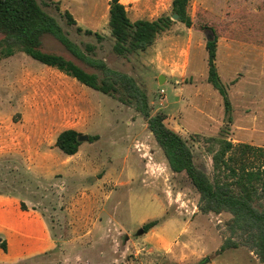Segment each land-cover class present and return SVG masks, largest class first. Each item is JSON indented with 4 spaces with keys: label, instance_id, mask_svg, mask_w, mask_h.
Returning <instances> with one entry per match:
<instances>
[{
    "label": "rangeland",
    "instance_id": "obj_1",
    "mask_svg": "<svg viewBox=\"0 0 264 264\" xmlns=\"http://www.w3.org/2000/svg\"><path fill=\"white\" fill-rule=\"evenodd\" d=\"M38 2L74 42L94 44L96 57L135 78L152 114L164 113L211 177L212 138L264 147V0H188L190 27L172 17L173 0H121L133 21L173 20L153 45L128 56L113 50L110 0ZM210 36L229 112L208 80ZM43 50L100 74L51 35ZM67 128L95 138L67 155L56 146ZM0 197L9 198V216L21 223L18 231L0 226L7 245L0 264H264L248 246L219 251L232 215L200 211L196 188L186 173L171 170L134 105L22 51L0 59Z\"/></svg>",
    "mask_w": 264,
    "mask_h": 264
},
{
    "label": "trees",
    "instance_id": "obj_2",
    "mask_svg": "<svg viewBox=\"0 0 264 264\" xmlns=\"http://www.w3.org/2000/svg\"><path fill=\"white\" fill-rule=\"evenodd\" d=\"M188 0H173V14L187 26L192 25L186 12ZM69 23L76 21L66 11ZM173 20L162 15L155 20L133 21L121 0H110L109 26L114 38L113 50L118 55L128 56L153 45L157 36L169 29ZM78 31L102 36L91 29ZM0 59L22 51L43 64L55 67L76 78L79 82L104 94L117 97L121 102L132 104L147 120L148 127L162 148L173 172H184L200 195L199 209L204 213L229 212L227 221L230 236L224 240L219 251L228 248L248 246L264 262V147L249 143L235 144L227 138H212L209 145L213 158V176L200 168L187 141L165 123L162 112L152 114L147 92L130 74L113 69L104 59L95 55L96 46L87 43L82 48L74 42L58 20L44 10L38 0H0ZM53 36L75 58L98 70L85 69L62 54L43 50L44 37ZM209 82L220 92L225 109L231 110V101L226 86L222 83L215 59L217 54L216 36L207 41ZM84 134L73 128L61 131L56 146L67 155H74L84 139ZM95 137L89 136L93 141ZM159 220L143 225V232L156 226ZM7 250L5 241L0 243Z\"/></svg>",
    "mask_w": 264,
    "mask_h": 264
},
{
    "label": "crops",
    "instance_id": "obj_3",
    "mask_svg": "<svg viewBox=\"0 0 264 264\" xmlns=\"http://www.w3.org/2000/svg\"><path fill=\"white\" fill-rule=\"evenodd\" d=\"M9 198H4V197H0V214L4 217L1 218L0 216V226H7L9 227L10 229H13V230H16L18 231L19 228L21 227V223H19L18 221L16 220H11V216H9V212L7 210V201H8ZM5 201V202H4ZM10 217V218H9ZM38 221L40 223H42V219H38ZM154 228V227H153ZM156 229H152L151 230V233L152 232H155ZM150 231V230H149ZM151 233H149L148 235H150ZM46 239V237H45Z\"/></svg>",
    "mask_w": 264,
    "mask_h": 264
},
{
    "label": "water",
    "instance_id": "obj_4",
    "mask_svg": "<svg viewBox=\"0 0 264 264\" xmlns=\"http://www.w3.org/2000/svg\"><path fill=\"white\" fill-rule=\"evenodd\" d=\"M172 17L175 18V19H178V18H179V15H178L177 13H174V14L172 15ZM164 81H165V76H164V75H160V77H159V82L162 83V82H164ZM84 138H88V137L85 136Z\"/></svg>",
    "mask_w": 264,
    "mask_h": 264
}]
</instances>
